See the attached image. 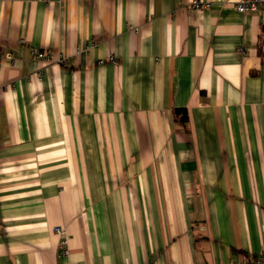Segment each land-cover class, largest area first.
Instances as JSON below:
<instances>
[{
  "label": "crops",
  "instance_id": "obj_1",
  "mask_svg": "<svg viewBox=\"0 0 264 264\" xmlns=\"http://www.w3.org/2000/svg\"><path fill=\"white\" fill-rule=\"evenodd\" d=\"M193 1L0 0V264L264 252V13Z\"/></svg>",
  "mask_w": 264,
  "mask_h": 264
},
{
  "label": "built area",
  "instance_id": "obj_2",
  "mask_svg": "<svg viewBox=\"0 0 264 264\" xmlns=\"http://www.w3.org/2000/svg\"><path fill=\"white\" fill-rule=\"evenodd\" d=\"M39 2H51V0H35ZM209 4L199 1V0H194L191 3V8L193 9H198V10H206L209 8ZM234 9L236 12L244 14L247 12L251 13H264V0H236ZM30 52L34 56L35 59L40 60V61H45L47 63L54 62V59L50 56L47 55L46 53L42 51H38L33 47H30ZM8 60L11 59L10 56L7 57ZM0 60H1V55H0ZM108 61L116 63V58L114 57H109ZM55 62L64 64L65 60L63 58L57 59ZM104 61L101 60L99 64H102ZM53 232L57 235H59L62 238V241L59 246V255L62 257H66L69 254L68 251V246H67V238L65 236L64 230L54 227ZM222 264H264V252L252 257V258H243L242 261L239 263H222Z\"/></svg>",
  "mask_w": 264,
  "mask_h": 264
},
{
  "label": "trees",
  "instance_id": "obj_3",
  "mask_svg": "<svg viewBox=\"0 0 264 264\" xmlns=\"http://www.w3.org/2000/svg\"><path fill=\"white\" fill-rule=\"evenodd\" d=\"M260 55L261 56H264V53H261L260 52ZM174 114L175 115H180V122H182V123H185L186 122L187 117H186V112H185L184 109H176L174 111Z\"/></svg>",
  "mask_w": 264,
  "mask_h": 264
},
{
  "label": "water",
  "instance_id": "obj_4",
  "mask_svg": "<svg viewBox=\"0 0 264 264\" xmlns=\"http://www.w3.org/2000/svg\"><path fill=\"white\" fill-rule=\"evenodd\" d=\"M263 32H264V26H263Z\"/></svg>",
  "mask_w": 264,
  "mask_h": 264
}]
</instances>
